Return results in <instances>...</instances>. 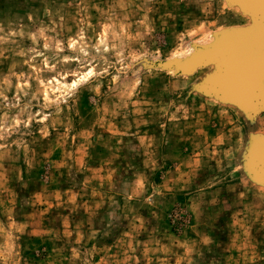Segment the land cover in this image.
Segmentation results:
<instances>
[{
    "label": "rangeland",
    "instance_id": "1",
    "mask_svg": "<svg viewBox=\"0 0 264 264\" xmlns=\"http://www.w3.org/2000/svg\"><path fill=\"white\" fill-rule=\"evenodd\" d=\"M263 3L0 0V264H264Z\"/></svg>",
    "mask_w": 264,
    "mask_h": 264
},
{
    "label": "water",
    "instance_id": "2",
    "mask_svg": "<svg viewBox=\"0 0 264 264\" xmlns=\"http://www.w3.org/2000/svg\"><path fill=\"white\" fill-rule=\"evenodd\" d=\"M264 2V0H263ZM264 6V3L262 4ZM264 8V7H263ZM246 55L252 70L248 71L251 81L242 82L243 88L249 90L252 95L264 98V35L251 37V46ZM247 73V72H246Z\"/></svg>",
    "mask_w": 264,
    "mask_h": 264
},
{
    "label": "bare ground",
    "instance_id": "3",
    "mask_svg": "<svg viewBox=\"0 0 264 264\" xmlns=\"http://www.w3.org/2000/svg\"><path fill=\"white\" fill-rule=\"evenodd\" d=\"M257 35V34H256ZM249 71V70H248Z\"/></svg>",
    "mask_w": 264,
    "mask_h": 264
}]
</instances>
